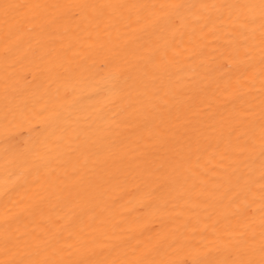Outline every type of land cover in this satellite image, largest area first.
<instances>
[{
    "label": "bare ground",
    "instance_id": "6f19581e",
    "mask_svg": "<svg viewBox=\"0 0 264 264\" xmlns=\"http://www.w3.org/2000/svg\"><path fill=\"white\" fill-rule=\"evenodd\" d=\"M261 2L0 0V264H264Z\"/></svg>",
    "mask_w": 264,
    "mask_h": 264
},
{
    "label": "snow or ice",
    "instance_id": "6c2138e0",
    "mask_svg": "<svg viewBox=\"0 0 264 264\" xmlns=\"http://www.w3.org/2000/svg\"><path fill=\"white\" fill-rule=\"evenodd\" d=\"M248 7V6H245ZM261 11H262V17H264V0H262L261 5H260ZM38 115H43V113H39ZM47 146V142L44 141H40L37 140L34 143L33 146V151H32V156L34 158V164L38 167L41 164H43L45 162L46 159V155L47 153L44 151V149ZM14 149H7L4 153L5 156H9L11 153H14ZM198 264H204V262H198Z\"/></svg>",
    "mask_w": 264,
    "mask_h": 264
}]
</instances>
